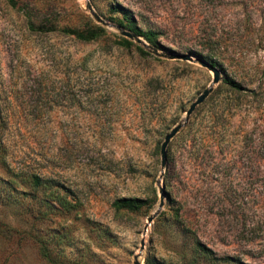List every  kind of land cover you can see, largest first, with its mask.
I'll return each mask as SVG.
<instances>
[{
    "label": "rangeland",
    "instance_id": "obj_1",
    "mask_svg": "<svg viewBox=\"0 0 264 264\" xmlns=\"http://www.w3.org/2000/svg\"><path fill=\"white\" fill-rule=\"evenodd\" d=\"M13 2L0 0V264H264V0ZM87 4L107 23L97 41L34 30L97 23ZM113 7L157 44H118ZM122 197L150 203L116 211Z\"/></svg>",
    "mask_w": 264,
    "mask_h": 264
},
{
    "label": "trees",
    "instance_id": "obj_2",
    "mask_svg": "<svg viewBox=\"0 0 264 264\" xmlns=\"http://www.w3.org/2000/svg\"><path fill=\"white\" fill-rule=\"evenodd\" d=\"M13 5H16L13 0H9ZM114 12H120L122 14V17L120 19H117L116 23L119 27L123 28L124 30L135 34L138 37H141L144 41L149 43V45L155 46L157 44V37L158 34L152 30H142L136 21L131 18V16L128 14V12L125 9L113 7ZM29 27L33 30L34 24L29 22ZM38 32H54L59 31L60 33H63L66 36L73 37L74 39L83 42V43H89L99 40L101 37H104L107 35L106 29L97 23H91L89 22L85 27L82 28H69V27H62L57 28L53 26H49L42 24L38 26L36 29H34ZM123 47H130L132 45V42L129 39L126 38H120L119 43ZM207 63L209 65H212L213 67L216 66V62L212 61V59H207ZM224 83L229 85L233 90L239 91L240 85L234 82L230 78H225ZM2 145H1V139H0V151H2ZM262 160L264 162V153H261ZM1 160L4 161V156L1 157ZM26 181L31 184L34 188L43 189L46 192L48 200L56 202L63 210L69 211L73 210L75 208V204L67 201V198L64 197L60 190L59 185L55 183V181L51 179H43L38 175L35 174H29L23 176ZM150 201L147 199L142 198H132V197H122L118 198L113 202V208L116 211H127V212H137L144 207L149 206ZM175 216L177 217L178 214L176 213ZM201 247V246H199ZM202 248V247H201ZM199 253L201 255L204 254L203 249H198ZM145 264H154L152 260L146 259Z\"/></svg>",
    "mask_w": 264,
    "mask_h": 264
},
{
    "label": "water",
    "instance_id": "obj_3",
    "mask_svg": "<svg viewBox=\"0 0 264 264\" xmlns=\"http://www.w3.org/2000/svg\"><path fill=\"white\" fill-rule=\"evenodd\" d=\"M87 10L89 11L90 15L92 16V18L100 25L102 26H106L107 23L95 12V10L93 9L91 4H87L86 6ZM117 29L120 30V33L122 36L128 38L129 40H133L138 44H141L142 46H144L145 48L151 49V47L149 46V44L146 43V41H144L141 37L136 36L133 33H130L126 30H122L120 27H117ZM155 51V49H154ZM184 60H187V57H183ZM199 63L204 66L207 67L209 70H211L213 72V81L212 83L215 84L217 82H219L220 80V72L217 68L213 67L212 65L207 64L204 61H199ZM212 92V88L209 87L207 89H205L198 97L197 99L190 105L189 109L186 111V116H185V121L183 123H179L177 124L174 128L171 129V131L165 136L164 141L161 144V148H160V155H161V166L164 167L165 166V160H166V149L167 146L169 145V143L171 142V140L179 133V131L181 130V128L183 127V125H185L186 121L188 120L189 116L193 113V111L195 110V108L200 105L201 103H203L205 101V99L210 95V93ZM160 194H162V191L160 190ZM163 206V199H162V195L160 197V204H159V209ZM156 214L148 217L147 219V225H149L153 219L155 218ZM147 226L145 227L146 230ZM144 248V243L143 241L141 242V250ZM134 264H140L137 257L134 258Z\"/></svg>",
    "mask_w": 264,
    "mask_h": 264
}]
</instances>
